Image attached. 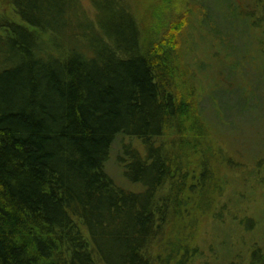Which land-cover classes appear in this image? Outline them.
Listing matches in <instances>:
<instances>
[{
	"label": "trees",
	"instance_id": "1",
	"mask_svg": "<svg viewBox=\"0 0 264 264\" xmlns=\"http://www.w3.org/2000/svg\"><path fill=\"white\" fill-rule=\"evenodd\" d=\"M162 1L139 20L119 7L88 42L58 45L57 35L87 34L68 28L75 0H6L0 33L17 58L0 69V264H192L200 253L235 163L208 125L204 63L184 55L202 26L212 54L232 53L222 38L238 17L235 0ZM235 96L227 106L245 111L250 101ZM118 134L140 138L146 154ZM115 141L142 190L105 171ZM257 253L250 264H264Z\"/></svg>",
	"mask_w": 264,
	"mask_h": 264
},
{
	"label": "rangeland",
	"instance_id": "2",
	"mask_svg": "<svg viewBox=\"0 0 264 264\" xmlns=\"http://www.w3.org/2000/svg\"><path fill=\"white\" fill-rule=\"evenodd\" d=\"M182 1L169 0L175 4H181ZM149 2L150 0H75L72 13L79 16L75 18L72 15L75 19L69 22L68 28H84L85 25L80 24H86L87 34L77 35L76 39L57 35V44L77 43L79 39L83 43L88 42L91 39L88 33H99V27L102 29L109 21L107 14L119 7L126 9V6L139 20ZM235 4L238 17L236 26L229 36L222 35V41L235 42L236 49L231 53L222 46L218 54H212L208 49L211 47L212 37L202 26L193 31L196 50L187 51L184 55L191 56V60L198 58V62L204 63L203 68H198L202 77L199 86L205 93H212L215 98L212 100L214 111L207 105L208 102L211 103V99L202 95V105H206L209 111L208 125L212 127L210 131L218 145L235 163L232 168L223 172L226 183L218 202H225L227 206L221 217H208L203 221V228L198 233L196 242L200 253L194 257L192 264H250L253 254H258L257 249L259 254L264 253V0H235ZM6 6V0H0V18L1 14L10 13ZM222 11L226 16L227 10ZM51 35L44 34L42 39L45 40L39 41L48 43L50 40L47 36ZM3 39L0 33V69L12 65L11 61L17 58L11 56L9 46ZM236 94L251 102L247 104L245 111H233L227 106L228 102L236 99ZM217 109L221 110L216 113ZM215 114L219 116V121ZM117 137L121 144L130 145L142 155L146 154L140 138L124 134H118ZM118 152L119 146L115 141L113 152H110L104 163L105 171L118 186L132 191L142 190L141 183L131 182L126 177L123 163H126L127 158L119 161L117 155L120 158L124 155ZM222 166L224 170L227 164L223 163Z\"/></svg>",
	"mask_w": 264,
	"mask_h": 264
}]
</instances>
